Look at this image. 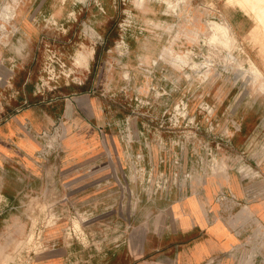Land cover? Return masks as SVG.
Masks as SVG:
<instances>
[{
    "label": "rangeland",
    "instance_id": "374dc122",
    "mask_svg": "<svg viewBox=\"0 0 264 264\" xmlns=\"http://www.w3.org/2000/svg\"><path fill=\"white\" fill-rule=\"evenodd\" d=\"M171 1L0 0L1 103L13 99V107L22 105L15 96L28 70L35 92L49 77L79 83L77 66H86L95 39L110 73H126L125 87L110 91L116 96L113 128L128 148L119 172L129 180L135 210L126 214L135 224L144 218V201L155 203L151 193L157 188L201 192L210 180L216 186V212L246 203L226 185L237 171L261 178L253 192L259 195L256 202L264 203V91L248 63L250 56L264 73V28L256 29L258 21L264 22V0ZM210 20L230 25L237 45L232 44V53L220 39L211 41ZM30 30L46 35L30 39ZM68 30L72 36L65 39L46 33ZM243 165L252 173L242 172ZM32 217L31 233L17 239V252L33 242L35 251L42 250V234L53 226L49 215ZM257 217L237 229L241 242L210 264H233V259L264 264V223ZM71 221L76 229L62 232L66 242L92 248L97 235L84 220Z\"/></svg>",
    "mask_w": 264,
    "mask_h": 264
},
{
    "label": "crops",
    "instance_id": "0c3cea01",
    "mask_svg": "<svg viewBox=\"0 0 264 264\" xmlns=\"http://www.w3.org/2000/svg\"><path fill=\"white\" fill-rule=\"evenodd\" d=\"M34 31H28L30 39L46 35ZM46 33L64 39L72 36L71 30ZM91 42L86 66H77L79 83L58 79L39 95L34 91L33 72L28 70L15 96L22 105L13 107V99L0 102V264H210L241 242L237 229L242 225L248 226L260 215L264 223V203L256 202L259 195L253 192L261 178H246L240 171L229 176L227 187L246 203L231 204L227 211H215L216 186L210 180L201 192L160 193L155 209L152 202L144 201L140 208L144 218L135 224L118 201L119 171L125 167L121 154L128 148L113 128L116 96L110 91L124 84L126 73H110L100 61L101 43L97 39ZM7 109L12 112L6 113ZM60 118L59 148L49 151L40 134L52 133ZM48 188L94 212L114 204L112 218L119 223L120 241L89 250L68 244L62 233L64 220L42 234V250L35 251L33 242L29 249L27 244L24 251L17 252V239L28 236L34 225L33 202L56 199ZM57 209L67 211L63 203ZM218 213L220 220L215 217ZM233 264L241 263L233 259Z\"/></svg>",
    "mask_w": 264,
    "mask_h": 264
},
{
    "label": "built area",
    "instance_id": "2783aa9c",
    "mask_svg": "<svg viewBox=\"0 0 264 264\" xmlns=\"http://www.w3.org/2000/svg\"><path fill=\"white\" fill-rule=\"evenodd\" d=\"M48 69L51 70L50 67H52V63L49 64ZM54 70V67L53 69ZM58 79H54L52 77H49V80L41 79L39 83L38 92H43L46 90V88H50V83L51 81H57ZM62 124H63V119L60 118L53 129L52 133H46L43 132L40 134V136L44 139L46 142V147L50 151L52 149L55 150V148H59L60 144V138L62 136ZM121 179L122 182L119 183L121 186L120 189V194H119V203L122 204V206L125 208V211H127L128 215H132V211L130 209H134L135 207L133 205V194H131L130 190H128V182L129 180L121 174ZM55 188V187H54ZM54 188H48L47 192L54 191L52 193V197L56 196V199H45L41 201H44L41 203L40 201L36 200L32 204V208L34 209V214L33 215H38V216H44V215H49L48 218L49 221L52 220V225H56L60 223L63 219H68L67 220V225L64 227L65 229H70V232L72 231L71 229H76L74 227V222L71 221L73 217H77L80 220H84L86 227L90 228L88 230H91L93 234L97 235L93 240V246L97 245H102L103 243L106 244H117L121 237L120 232L118 231V226L119 223L112 218V212L114 208V204H110L108 207L103 209L101 212H94V209H91L90 207L86 208H81L77 204H75L72 200H69L67 197H59L60 194L56 195L57 190ZM155 190L154 192L151 193V196L157 197L160 193L164 194H172V190H161L159 192ZM147 194V193H146ZM149 194H147L148 196ZM132 199V200H131ZM64 204V206L67 208L66 212L61 213L57 208L59 204ZM130 211V212H129ZM48 226V223H45L44 221L40 224V227L43 229ZM64 229V230H65ZM99 233V234H98ZM98 236H101L100 238ZM76 239H80L76 237ZM99 242V243H98ZM81 243V242H79Z\"/></svg>",
    "mask_w": 264,
    "mask_h": 264
},
{
    "label": "bare ground",
    "instance_id": "6f19581e",
    "mask_svg": "<svg viewBox=\"0 0 264 264\" xmlns=\"http://www.w3.org/2000/svg\"><path fill=\"white\" fill-rule=\"evenodd\" d=\"M169 3H172L171 0H169ZM6 16V14H5ZM258 21V20H257ZM209 22V21H208ZM210 28L212 30V37H211V41L214 42V40H219L222 42V44L231 51H233V46L237 47V45H235V43L232 42H236V40L233 38V36L230 33V25L224 22H219V21H211L210 20ZM260 28H264V22L262 21H258L257 27L256 29H260ZM222 37H224L225 39H222ZM202 39V38H201ZM203 42V41H202ZM231 43V44H230ZM233 44V46H232ZM240 47V46H239ZM127 51V50H126ZM193 53V52H192ZM226 53V51H225ZM232 53V52H231ZM230 53V54H231ZM82 57V56H81ZM231 57V56H230ZM80 58V57H79ZM210 58V57H209ZM234 59H236L235 57H233ZM52 59V58H51ZM207 60V59H206ZM79 62V61H78ZM210 62V61H209ZM212 62V61H211ZM173 63V62H171ZM248 63L250 65L249 70L252 71L256 77L257 80H260V87L262 88V90L264 91V73L261 70V68L257 65V63L253 60L252 57H248ZM187 76V75H186ZM178 110V109H177ZM256 149V148H255ZM214 152V151H213ZM263 153H264V149H263ZM143 156V155H142ZM240 170L242 172H245L246 174H251L252 173V168H250L249 166H241ZM187 173V172H186ZM256 174V172H254ZM131 177V176H130ZM185 177V176H184ZM211 182V181H209ZM38 199V198H37ZM40 200V199H39ZM43 203V202H42ZM28 213V212H27ZM29 214V213H28ZM32 214V212H31ZM32 216V215H31ZM78 219V218H77ZM33 220V219H32ZM36 222V221H35ZM33 223V222H32ZM31 223V224H32ZM82 224V223H81ZM33 225V224H32ZM31 225V226H32ZM83 225V224H82ZM30 226V227H31ZM30 229V228H29ZM54 230V229H53ZM31 233V232H30ZM20 240V239H19ZM25 240V239H24ZM21 241V240H20ZM41 242V241H40ZM10 259V257H9ZM4 263V262H3ZM7 264V263H6Z\"/></svg>",
    "mask_w": 264,
    "mask_h": 264
}]
</instances>
